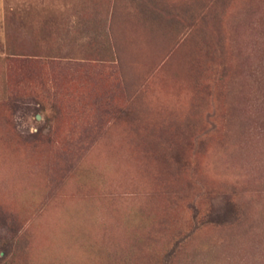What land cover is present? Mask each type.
Segmentation results:
<instances>
[{
  "label": "rangeland",
  "instance_id": "374dc122",
  "mask_svg": "<svg viewBox=\"0 0 264 264\" xmlns=\"http://www.w3.org/2000/svg\"><path fill=\"white\" fill-rule=\"evenodd\" d=\"M0 264H264V0H0Z\"/></svg>",
  "mask_w": 264,
  "mask_h": 264
},
{
  "label": "water",
  "instance_id": "95a60500",
  "mask_svg": "<svg viewBox=\"0 0 264 264\" xmlns=\"http://www.w3.org/2000/svg\"><path fill=\"white\" fill-rule=\"evenodd\" d=\"M39 118V117H38Z\"/></svg>",
  "mask_w": 264,
  "mask_h": 264
}]
</instances>
